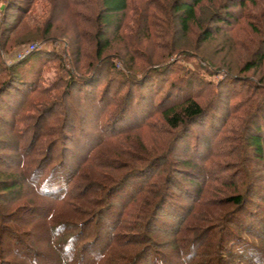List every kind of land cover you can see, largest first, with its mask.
I'll use <instances>...</instances> for the list:
<instances>
[{
	"label": "trees",
	"instance_id": "trees-1",
	"mask_svg": "<svg viewBox=\"0 0 264 264\" xmlns=\"http://www.w3.org/2000/svg\"><path fill=\"white\" fill-rule=\"evenodd\" d=\"M47 1L0 0V264H264V0Z\"/></svg>",
	"mask_w": 264,
	"mask_h": 264
},
{
	"label": "rangeland",
	"instance_id": "rangeland-1",
	"mask_svg": "<svg viewBox=\"0 0 264 264\" xmlns=\"http://www.w3.org/2000/svg\"><path fill=\"white\" fill-rule=\"evenodd\" d=\"M46 4L48 5V1H47V0H45V5H44V7H46ZM45 12H46V10H45L42 14L44 15ZM43 15H42V16H43ZM36 18H37V17H36ZM38 19H40V15H38ZM10 21H12V20H10ZM30 43H34V44H35V49L40 48V47L43 48V47L46 46L45 44H47V43H45L44 41H40V40H37V41L35 40V41H33V39L31 40ZM206 44H208V43H206ZM30 45H32V44H29V43H28V45L23 46V48H26V47H28V46H30ZM205 46H206V45H205ZM212 46H214V43L212 44ZM212 46L209 45V47H212ZM206 47H207V46H206ZM35 49H34V50H35ZM34 50H33V51H34ZM33 51H32V52H33ZM16 53H17V52H15L13 55H15ZM237 53L239 54L238 50H237ZM234 55H235V54H234ZM236 60H237V57H236ZM236 62H237V61H236ZM48 73L50 74V73H52V71H49Z\"/></svg>",
	"mask_w": 264,
	"mask_h": 264
},
{
	"label": "built area",
	"instance_id": "built-area-1",
	"mask_svg": "<svg viewBox=\"0 0 264 264\" xmlns=\"http://www.w3.org/2000/svg\"><path fill=\"white\" fill-rule=\"evenodd\" d=\"M34 49H35V44H32L26 48H21L19 51H17L16 58L22 59L25 56H27L30 52H32Z\"/></svg>",
	"mask_w": 264,
	"mask_h": 264
}]
</instances>
